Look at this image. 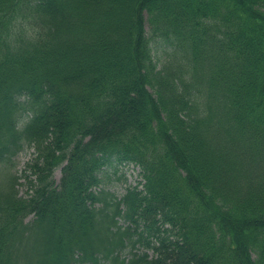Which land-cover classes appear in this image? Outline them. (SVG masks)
I'll use <instances>...</instances> for the list:
<instances>
[{"label":"trees","instance_id":"16d2710c","mask_svg":"<svg viewBox=\"0 0 264 264\" xmlns=\"http://www.w3.org/2000/svg\"><path fill=\"white\" fill-rule=\"evenodd\" d=\"M0 174V264H264V0H0Z\"/></svg>","mask_w":264,"mask_h":264},{"label":"rangeland","instance_id":"374dc122","mask_svg":"<svg viewBox=\"0 0 264 264\" xmlns=\"http://www.w3.org/2000/svg\"><path fill=\"white\" fill-rule=\"evenodd\" d=\"M146 30L148 36L151 37V25L148 19L146 20ZM151 45L153 48L155 59L157 60L159 65H162L163 62L166 60L171 49L165 44V42L161 38H152ZM32 156L33 149L30 147L24 148L13 158V161L10 162L9 169L15 175L22 174L24 169L28 165V161L31 159ZM104 175L105 180L107 181L105 182L106 187L112 192H114L118 197L122 196L129 186L138 185L142 187L143 177L141 169L139 166L132 163L123 165L113 164L111 166H108L104 170ZM54 177L56 181H59L61 177V166L56 168L54 172ZM20 183L21 184L18 185V188L20 189V192L23 193L26 190V186L22 179H20ZM0 184H5L4 176L2 174H0ZM119 224L125 226L128 224V222L124 219H120ZM137 250L144 251L145 247L142 245H138ZM124 253H126V256L129 255L128 253H131L130 245L125 248ZM103 264H105V262H103Z\"/></svg>","mask_w":264,"mask_h":264},{"label":"clouds","instance_id":"9594fccd","mask_svg":"<svg viewBox=\"0 0 264 264\" xmlns=\"http://www.w3.org/2000/svg\"><path fill=\"white\" fill-rule=\"evenodd\" d=\"M14 23L16 25H19L20 21L16 20ZM25 27L27 28V25H25ZM16 30H17L16 28H13V31H16ZM38 31H39L38 29H36L35 32H33L32 30H29L27 33L29 41L33 44L37 42L36 32H38ZM11 47H12L13 51H15L17 49V45H15V44H11Z\"/></svg>","mask_w":264,"mask_h":264}]
</instances>
